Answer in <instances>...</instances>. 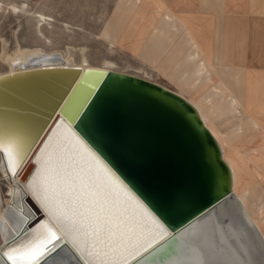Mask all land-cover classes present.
<instances>
[{"label":"bare ground","instance_id":"1","mask_svg":"<svg viewBox=\"0 0 264 264\" xmlns=\"http://www.w3.org/2000/svg\"><path fill=\"white\" fill-rule=\"evenodd\" d=\"M146 2L119 0L101 38L128 46L169 85L143 66L131 73L112 61L95 65L85 56L78 62L72 54L41 49L18 48L3 56L9 68L0 72V173L8 199L4 205L0 187V264H11L6 253L42 238V225L60 239L39 264L93 259L70 227L61 231L40 195L47 179L41 153L58 129L73 155L118 187L83 142L100 151L171 228L169 238L132 264H264V126L258 117L264 114V81L244 100L236 96L224 80V66L206 61L190 33L178 36L173 26L157 27L156 17L145 14ZM47 20L40 15L38 24ZM61 67L77 73L45 72ZM34 69L45 70L37 76ZM8 74L12 78L2 82ZM106 74L110 78L83 112ZM231 80L241 84L238 75ZM46 84L57 91L55 98L44 92ZM257 103L263 113L251 110ZM58 112L62 119L33 162ZM219 198L207 214L177 229L182 219ZM161 229H155V240Z\"/></svg>","mask_w":264,"mask_h":264},{"label":"snow or ice","instance_id":"2","mask_svg":"<svg viewBox=\"0 0 264 264\" xmlns=\"http://www.w3.org/2000/svg\"><path fill=\"white\" fill-rule=\"evenodd\" d=\"M41 157L46 158L47 177L40 183L42 202L61 231L70 227L80 237L84 251L93 257L88 264H131L156 242L160 225L155 218L122 185L117 187L84 157L73 155L59 129ZM41 229L42 238L6 253L11 264H39L49 245L60 239L48 225Z\"/></svg>","mask_w":264,"mask_h":264},{"label":"rangeland","instance_id":"3","mask_svg":"<svg viewBox=\"0 0 264 264\" xmlns=\"http://www.w3.org/2000/svg\"><path fill=\"white\" fill-rule=\"evenodd\" d=\"M118 1L0 0V72L9 68L3 56L13 54L18 48L68 53L78 62L85 56L95 65L108 60L121 70L137 72L143 66L139 56L126 45L112 46L101 38ZM13 5L19 7V12L12 10ZM40 15L48 19L46 24H38ZM143 68L161 83L169 85L151 71L148 64ZM0 187L5 205L8 187L1 173Z\"/></svg>","mask_w":264,"mask_h":264},{"label":"crops","instance_id":"4","mask_svg":"<svg viewBox=\"0 0 264 264\" xmlns=\"http://www.w3.org/2000/svg\"><path fill=\"white\" fill-rule=\"evenodd\" d=\"M145 14L178 36L190 33L206 61L224 66V80L243 100L264 81V0H147ZM251 110L263 113L258 103ZM258 117L264 126V114Z\"/></svg>","mask_w":264,"mask_h":264},{"label":"water","instance_id":"5","mask_svg":"<svg viewBox=\"0 0 264 264\" xmlns=\"http://www.w3.org/2000/svg\"><path fill=\"white\" fill-rule=\"evenodd\" d=\"M41 70H45V69H34V70H30V72H33L31 74H36L38 73V71L40 72ZM48 70V69H46ZM77 69L76 68H50L48 71H45L46 74L49 73L54 76H51V77H58V75H60L61 73H77L76 71ZM37 72V73H35ZM19 74V73H17ZM23 74H28V73H23ZM16 76V75H15ZM39 76V75H37ZM48 76V75H47ZM2 82H4L5 80L7 79H10L12 78V76H10L9 74L8 75H5L2 77ZM110 78L109 75H104V77L102 78L98 88L94 91L93 95L91 96L87 106H85L86 108L84 109L83 112H85L86 110H88V108L90 107V105L92 104V102L96 99V97L98 96L99 92L102 90V88L105 86L106 82L108 81V79ZM37 79H40V78H37ZM34 81V80H33ZM33 83V82H32ZM32 86V84H30ZM42 87L46 88V90H44V92L50 96L51 98H55L56 95H58L57 91H53L51 90V88L49 87L50 85L46 84V85H41ZM27 87H30V86H27ZM27 87H24L22 90H26ZM44 105V104H43ZM52 105H50L51 107ZM53 107V106H52ZM63 108V107H62ZM61 109V107H60ZM55 111V110H54ZM62 119V116L60 114V112L56 113L55 117L52 119V122L55 121L54 125L52 126L50 132L48 133V135L46 136V138L44 139L43 143L41 144V146L39 147V149L37 150V152L35 153L34 155V158H33V162L34 160L36 159V157L38 156L40 150L42 149L44 143L46 142V140L48 139L49 135L52 133V131L54 130V128L56 127V125L61 121ZM51 122V123H52ZM50 123V124H51ZM50 126V125H49ZM48 126V128H49ZM47 128V129H48ZM46 129V130H47ZM46 130L43 132L45 133ZM75 130V129H74ZM42 133V134H43ZM83 142V141H82ZM83 144L85 145V147L87 148V150L96 158V160L102 165V167L107 171L108 174H110V176L119 184V185H122L124 189L127 190L128 193H130L131 197H134L136 201H139V203L146 209V207L148 208L147 212H151L156 218H158V220L160 221V225L162 227V234L161 236L156 239L155 243L152 244V247L148 248L147 251H144L142 252L139 256H137L135 259L131 260V264L139 259L141 256H143L144 254L148 253L150 250L154 249L159 243H162L164 240H166L167 238H169L171 235V228L166 224L164 223L153 211L152 209L147 205L146 202H144V200L142 199V197L128 184L127 180L124 178V176L118 172V170L115 168V166H113L109 160H107V158H105L103 156V154L100 152V151H97L96 149H94L91 145H89L86 141L83 142ZM87 144V145H86ZM36 168L34 169V171L31 173V175L29 176V178L33 175V173L35 172ZM28 178V180H29ZM224 197H226V195H224ZM222 200V198H219L217 199L216 201L204 206L203 208H201L198 212H196V214H194L193 216H187L186 218L182 219L180 223V226L177 228V229H181L185 226H187L188 224H190L193 220L195 219H198L200 218L201 216L207 214L208 210L214 206H216L220 201ZM146 206H144L143 204ZM150 213V214H151ZM151 214V215H152ZM153 217V216H152ZM156 220V219H155ZM44 221V218H41L34 226H32L30 229H33L35 228L38 224L42 223ZM157 221V220H156ZM173 230L175 232H177L176 230ZM87 261V260H86ZM88 263V262H87Z\"/></svg>","mask_w":264,"mask_h":264}]
</instances>
